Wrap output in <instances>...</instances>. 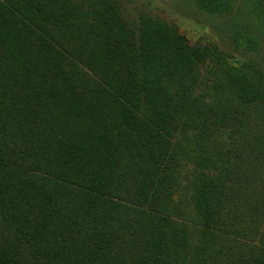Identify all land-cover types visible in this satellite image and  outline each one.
Instances as JSON below:
<instances>
[{"label": "trees", "instance_id": "obj_1", "mask_svg": "<svg viewBox=\"0 0 264 264\" xmlns=\"http://www.w3.org/2000/svg\"><path fill=\"white\" fill-rule=\"evenodd\" d=\"M12 50L49 64L45 88ZM216 64L237 98L264 102L262 82L235 79L159 18L141 14L134 30L109 0H0V212L37 264H165L161 217L137 202L158 199L174 160L165 130L190 118L199 100L188 81ZM56 95L70 120L58 121ZM134 227L148 237L136 252ZM18 250L0 247V264ZM243 264H264V247Z\"/></svg>", "mask_w": 264, "mask_h": 264}, {"label": "rangeland", "instance_id": "obj_2", "mask_svg": "<svg viewBox=\"0 0 264 264\" xmlns=\"http://www.w3.org/2000/svg\"><path fill=\"white\" fill-rule=\"evenodd\" d=\"M109 1L131 29L136 30L141 14L159 18L190 43L207 47L235 79L262 82L264 90V0ZM12 52L17 64L33 66L31 78L45 88L49 64ZM197 70L196 83L188 81L197 106L188 120L182 117L165 130L174 160L158 199L139 198L137 205L161 217L165 264H243L264 247V102L237 98L236 83H228L218 64ZM52 102L60 123L72 118L69 112L65 117L68 107L58 95ZM140 105L144 120L155 122L152 107L142 99ZM204 198L212 206L208 214L199 206ZM130 233L134 244L128 249L141 250L147 235L137 227ZM9 243L19 249L15 264L38 263L0 212V247Z\"/></svg>", "mask_w": 264, "mask_h": 264}]
</instances>
